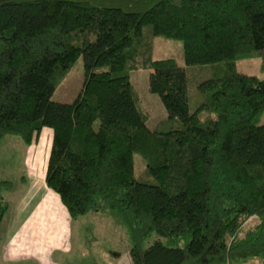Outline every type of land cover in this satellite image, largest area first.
Listing matches in <instances>:
<instances>
[{
  "label": "trees",
  "instance_id": "16d2710c",
  "mask_svg": "<svg viewBox=\"0 0 264 264\" xmlns=\"http://www.w3.org/2000/svg\"><path fill=\"white\" fill-rule=\"evenodd\" d=\"M156 34L181 40L184 64L151 58ZM78 55L79 91L52 100ZM239 55L264 68V0H0V139L26 148L47 127L45 185L69 218L102 196L128 229L131 264H260L264 76L237 71ZM139 67L166 111L151 128L129 81ZM11 186L0 179V225Z\"/></svg>",
  "mask_w": 264,
  "mask_h": 264
},
{
  "label": "rangeland",
  "instance_id": "374dc122",
  "mask_svg": "<svg viewBox=\"0 0 264 264\" xmlns=\"http://www.w3.org/2000/svg\"><path fill=\"white\" fill-rule=\"evenodd\" d=\"M145 27L148 28V26ZM150 56L151 58L170 57L178 64H184L182 43L178 38L159 34L153 35ZM260 60L261 58L258 56L239 55L234 60L235 69L262 77L264 76V68L260 66ZM149 71L147 68L140 67L132 69L129 71V81L138 95L142 108L147 113L145 123L151 128L159 120L165 118L166 111L159 95L148 90ZM200 71L201 69L196 66L190 67L189 72H192V76H190L192 81H198L201 78L202 71ZM82 79L83 63L81 55H78L56 83L50 98L61 102L72 101L81 87ZM260 121H264V113L261 114ZM93 126L94 128L97 127L96 120L93 122ZM49 133L47 127H44L39 135V142H33L26 148L17 135L4 134L1 137L0 179H8L12 182L9 189L1 191L8 200V205H12L22 187L23 182L19 181V176L23 173L26 175L25 165L28 167V177L32 183V188H36L42 181L45 157L50 141ZM131 158L133 174L138 176L145 168V160L137 152H133ZM45 204H47L46 208L54 214L55 210L50 209L52 206L47 200H45ZM253 222L254 217H250L244 223V227ZM154 235L151 233L145 238L144 245ZM161 239L166 242L165 238ZM129 244V233L126 225L117 213L107 206L103 197L97 195L89 211L72 218L69 248L63 252L56 251L55 256L58 257L61 264H115L117 252L120 251L122 253L121 259L116 264H131L130 257L128 260L126 254L123 253V249H128ZM261 262L260 264H264V259Z\"/></svg>",
  "mask_w": 264,
  "mask_h": 264
},
{
  "label": "crops",
  "instance_id": "0c3cea01",
  "mask_svg": "<svg viewBox=\"0 0 264 264\" xmlns=\"http://www.w3.org/2000/svg\"><path fill=\"white\" fill-rule=\"evenodd\" d=\"M25 168L26 182L1 221L0 264H61L55 252L69 248L72 218L57 194L45 185L43 177L32 188L27 165ZM45 200L55 210L54 214L46 208ZM123 253L128 259V249H123ZM121 254L117 252L116 263Z\"/></svg>",
  "mask_w": 264,
  "mask_h": 264
}]
</instances>
